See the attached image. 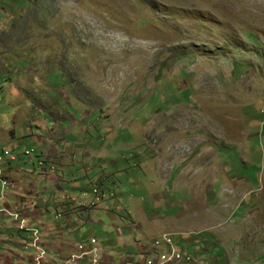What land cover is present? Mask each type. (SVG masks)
<instances>
[{
	"label": "rangeland",
	"instance_id": "rangeland-1",
	"mask_svg": "<svg viewBox=\"0 0 264 264\" xmlns=\"http://www.w3.org/2000/svg\"><path fill=\"white\" fill-rule=\"evenodd\" d=\"M38 137L64 163L80 150L87 192L142 244L167 234L192 257L171 264H264V0H0V146L16 150L0 169L23 193L0 264H70L22 217L45 200L23 154Z\"/></svg>",
	"mask_w": 264,
	"mask_h": 264
},
{
	"label": "crops",
	"instance_id": "crops-1",
	"mask_svg": "<svg viewBox=\"0 0 264 264\" xmlns=\"http://www.w3.org/2000/svg\"><path fill=\"white\" fill-rule=\"evenodd\" d=\"M40 130L42 131V129ZM29 131L33 130L29 129ZM35 131L40 134L37 130ZM33 141H36V145L39 146L38 150L34 148L35 151L40 154V157L43 156L47 159V161L43 163L41 169L33 170V173L44 176V178L40 177L41 179L39 184H41L42 188L44 187L45 193L41 196H44L46 202L45 200H38L39 198H35L34 201H38V205L36 206V204L30 203L31 208L27 211L28 214L22 217L29 226L37 228L42 235V245L46 250L44 255H47V257L59 258L64 254L66 255L70 252H74L76 245L80 243L83 237L84 240H86L88 236H94L92 234L95 229H99L102 231L101 238L97 239L101 250L100 252L102 255H107L108 258H106L108 259V264H144L143 252H146L145 249H153L152 245L146 247V245L142 244L138 238L139 234L137 232H133L136 228L132 230L127 221H124L118 215H111V212L106 211L105 202H100L102 198L94 200L96 194L92 193V190L87 192V183L90 178H94L91 177L92 173L98 170H92L89 163L88 166L86 165L89 171H87L83 177L81 173L79 174L78 167L82 168L80 163L77 162L81 160L78 157V154L81 153L80 150L77 149L78 153L75 150L67 151L66 155L69 157V161L64 163L62 161V155H59L55 160L52 149H48L47 147L49 146H46L44 144L45 142L39 140V137L38 140L35 139ZM52 145H56L59 148L63 147L62 144ZM105 146L108 147L109 145ZM2 147L3 146H0V148ZM83 153L86 155L91 154L88 150H84ZM50 156L55 161H52ZM25 161L27 164V159ZM110 162L115 161L110 159L109 163ZM24 169H27L26 165H24ZM108 173L109 172H106L104 177L108 175ZM98 174L101 175V172H98ZM34 177L39 176L34 175ZM102 177L103 176H99L97 181L101 180L103 183L106 179H102ZM19 183L20 180L18 181V184ZM18 184L16 183L17 188L20 186V184ZM92 186L93 183L91 182V189ZM5 188H7V190L2 194V196H0V199L2 198L0 208L7 209L8 207L6 206H9L13 208L12 210H15L17 207L12 205L14 202L12 195H15L14 199H16L17 196L23 195V193L17 190L15 186L9 187V185H6ZM25 195L27 198L29 197L28 193ZM92 200H94L93 203H91ZM6 201L9 205L5 204ZM83 203L90 205L89 208H91L90 211L92 212H90V215L86 218V222L91 225V227L87 230L86 235H82L78 225L80 221V207L78 206H82ZM100 214H103L104 220L107 222L106 224L104 221L100 220ZM3 217L8 216L0 215V220H2ZM2 224L3 223H0L1 248L5 246L7 249L8 246L12 249V247L9 246V243L13 242L9 236L12 221L10 220L9 224H5L10 227L5 231H2ZM18 233L19 237L23 236L22 232ZM28 235L32 239V234L29 233ZM27 248L28 251L35 250L30 247ZM1 253L2 252H0V255ZM148 256H150V254L146 257ZM133 257V260H135L136 263L133 261L131 263L129 261ZM2 258L3 256H0V259Z\"/></svg>",
	"mask_w": 264,
	"mask_h": 264
},
{
	"label": "built area",
	"instance_id": "built-area-1",
	"mask_svg": "<svg viewBox=\"0 0 264 264\" xmlns=\"http://www.w3.org/2000/svg\"><path fill=\"white\" fill-rule=\"evenodd\" d=\"M15 153H16L15 149H10L6 147L0 148V163L3 162L5 158L12 157V155H14ZM34 153L35 151H34V148L32 147L25 148L23 150V154L25 155L27 161L30 163H33L35 162L34 159H36V162H37L36 165L39 169H41L44 162L40 160V156L35 155ZM0 184L4 186L7 185V180L5 177H3L1 169H0ZM93 192L97 193V188H94ZM95 198L98 199L99 198L98 195H95ZM0 213L3 216H8V217L13 216L14 218L15 216L17 217L16 212H11L7 210L6 208H0ZM19 226L22 227V224H20ZM31 233L33 237L29 244H31L36 249H39L42 251L43 249L36 242L39 238L37 234V230L32 229ZM95 243H96L95 237H90L87 243L86 242L78 243L76 245L75 251L69 254V258L67 262H69L70 264H79V262L82 259H84L85 256H87V261H85L87 264H100L101 254L99 253L98 247L96 246L97 244ZM151 245L153 248L154 247L160 248V251L157 253L156 257L151 256V255L148 257H145L144 264H171L172 262L178 261L181 259H184V261L186 262L192 259L191 255L188 252L184 250L182 251L178 250L176 248V243L173 240V238H171L167 234H162L160 236H156L155 238H153ZM41 253L43 254L44 251H42Z\"/></svg>",
	"mask_w": 264,
	"mask_h": 264
}]
</instances>
